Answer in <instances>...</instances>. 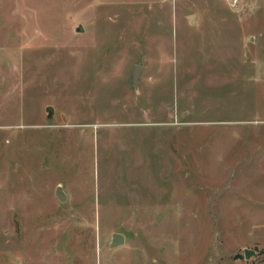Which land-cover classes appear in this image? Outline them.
I'll return each mask as SVG.
<instances>
[{"label": "rangeland", "instance_id": "obj_1", "mask_svg": "<svg viewBox=\"0 0 264 264\" xmlns=\"http://www.w3.org/2000/svg\"><path fill=\"white\" fill-rule=\"evenodd\" d=\"M0 264H264V0H0Z\"/></svg>", "mask_w": 264, "mask_h": 264}, {"label": "water", "instance_id": "obj_2", "mask_svg": "<svg viewBox=\"0 0 264 264\" xmlns=\"http://www.w3.org/2000/svg\"><path fill=\"white\" fill-rule=\"evenodd\" d=\"M189 21H191V17H189ZM142 67L139 65L134 66L133 75H132V83L136 87L138 83V76ZM47 118L50 119L53 114V109L51 107L46 108ZM55 195L59 201H63L65 199V195L62 192L61 187H57L55 191ZM124 244V237L120 234L114 233L111 236L110 248L121 246ZM253 253L249 250H244V258L248 259Z\"/></svg>", "mask_w": 264, "mask_h": 264}, {"label": "built area", "instance_id": "obj_3", "mask_svg": "<svg viewBox=\"0 0 264 264\" xmlns=\"http://www.w3.org/2000/svg\"><path fill=\"white\" fill-rule=\"evenodd\" d=\"M229 2V4L232 6V7H235L238 5V2L240 0H227Z\"/></svg>", "mask_w": 264, "mask_h": 264}]
</instances>
